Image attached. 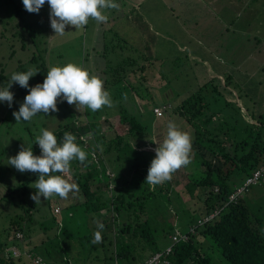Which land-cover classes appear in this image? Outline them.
<instances>
[{
	"label": "trees",
	"instance_id": "trees-1",
	"mask_svg": "<svg viewBox=\"0 0 264 264\" xmlns=\"http://www.w3.org/2000/svg\"><path fill=\"white\" fill-rule=\"evenodd\" d=\"M246 1L247 6L255 2ZM257 9L249 13L255 15L258 13ZM107 22L111 21L107 19L103 22L104 27ZM105 31L108 36L113 35L111 27ZM257 42L260 43L261 40ZM111 46L112 43L107 45ZM148 59L150 57L146 55V60ZM30 62L39 70L36 76L42 82L49 70L45 58L34 53ZM129 62L134 67L132 60ZM125 66L126 72L127 65H114L113 74L116 71L121 75ZM147 66L146 62L135 70L132 69L135 81L148 83L145 75ZM139 72L141 73L138 75ZM227 76L232 81L231 75ZM5 78L6 74L2 69L0 80ZM229 83L225 80L226 87H230ZM207 84H203L173 108L175 115L184 117L195 129L191 138V163L187 165L193 166V171L186 173L188 179L184 183V193L189 199L196 201L202 196L204 212H190L182 201V193L175 187V183L180 184L181 176L177 173L182 167L172 174L170 181L161 185L153 187L145 183L152 162L148 153L152 152L154 156L156 153L154 149L144 148L158 145L141 115L129 111V102H123L117 110L119 124L116 128L121 126L127 131L117 130L111 132V136H107V128L101 120L104 118L103 114L109 116L111 113L84 110V115L77 114L72 122L61 124L52 131L58 143L63 142L65 132L74 134L77 137L75 142L89 153L84 164L73 160L70 162V170L63 174L69 182L78 186L75 199H61L58 196L54 199V196L47 200L44 207L35 201L31 203V186L39 178L38 174L32 172H28L17 186H10L7 193L0 197V202L15 194H19L21 198L18 205L13 203L7 214L0 213L8 221L3 228L0 227V264H32L25 257L26 254L16 258L6 257V249L13 246L21 251L24 249L28 253L40 255L48 262L46 257L54 254V240L48 236L52 229L51 218L57 224L59 236H68V231L72 228L59 221V214L55 213L57 205L61 206L62 211L68 210L71 218L75 217V211L80 210L81 219L76 223L77 227H86L91 254L101 249L109 251L102 259V264H143L161 251L159 237L171 240L170 236L177 229L188 234L189 239L174 245L169 258L175 264H212L216 250L228 264H264V181L246 186L254 172L264 166V112L257 115L248 113L249 119L242 112L239 99H227L228 93L221 92L218 86L209 87ZM229 91L233 95L234 91ZM238 98L241 99V96L238 95ZM160 106L158 103L153 105L154 113ZM163 115L164 113L161 116ZM108 118L110 116L105 117L104 122H110ZM97 145H101L103 151ZM32 151L36 156L41 155V149L35 141ZM93 152L95 159L92 157ZM108 171L114 176L109 177ZM111 183L114 185L112 189ZM258 185L261 192L252 194V189ZM243 186H246L244 191L236 200H231V195ZM174 193L178 194L176 200L172 199ZM164 206L170 212L174 211L177 218L181 215L188 216L186 224H183L186 217L182 218L183 229L168 217L165 218ZM37 212H41V218L37 217ZM213 213V218L203 221ZM97 222L105 225L100 245L91 243L93 234L98 230ZM38 226L46 230L45 239L35 238L40 229ZM191 228H194V233ZM18 232L22 233V238L17 237ZM66 263L70 264L68 261Z\"/></svg>",
	"mask_w": 264,
	"mask_h": 264
},
{
	"label": "rangeland",
	"instance_id": "rangeland-1",
	"mask_svg": "<svg viewBox=\"0 0 264 264\" xmlns=\"http://www.w3.org/2000/svg\"><path fill=\"white\" fill-rule=\"evenodd\" d=\"M0 1V72L3 69L6 74V78L3 81L0 80V87L6 86L14 72H24L35 66L34 63L30 62V58L34 53L45 58L48 69L51 66H64L68 63L82 66L89 72L90 76H98L104 81V88L105 90L107 88L113 103H115L113 107L104 106L99 110L101 113H111L109 115L110 118H108L110 122H104V118L109 117L107 114H103L104 118H101L105 125L104 127L107 128L105 130L107 136H111V132H117V130L121 132L127 131L121 126L116 128L119 124L117 110L120 109V105L123 102H129V111L141 115L140 117L147 124L150 134H153L154 141H158L167 134V124L170 121L174 122L180 130L188 132L192 138L195 129L188 124L184 117L175 115L173 108L178 106L183 99L195 93L205 83H208L209 87L218 86L221 92L228 93L227 99H238V95H240L239 105L242 107V112L247 116L248 113L257 115L264 112V0H258V2L255 0L249 6H247L246 0H207V2L205 0H195L189 5L191 13L187 15L188 17L185 14H180L178 6L173 3L172 7L179 14L180 20L174 15L175 13L172 14L171 7L166 2L158 3V1L149 0V5L154 2L155 7L159 6L158 13H155L151 18L154 27L175 38H178L179 32H181L184 35L183 42H190V44L195 42L192 41L191 37H186L184 29L190 32L200 28L207 29L209 33L207 39H203L204 43L215 45L216 47L219 40L229 42L232 47L231 52L235 56L237 55L239 60L226 58L230 56L229 53L222 54L225 56L222 59L226 61L222 62V64L232 74V81L227 76L229 74L226 73L225 78L227 79H220L213 74L214 72H209L210 67L204 62L188 59L186 53L180 54L177 50V41L169 42L161 37L159 43L155 44L156 49L151 51L153 56L146 60L148 66L145 75L148 78V83L137 82L133 78L132 69L135 70L139 64L146 63L143 58H140V52L135 56L136 61L132 60L135 64L134 67L126 61L128 71L124 72L126 66L122 68L124 77L116 71L113 74V66L117 65L115 59H117L116 56L120 52L117 49L114 51L107 47L105 53V50L102 49L103 45L98 44V42L106 38L109 46L111 45L110 38L112 35L108 36L106 33L103 35L104 33L98 31V29L96 30L98 22L94 19L89 18L88 24L79 29L71 25L66 26L64 35H55L51 28V10L47 0L39 13L26 11L22 0ZM123 1L126 2V0H119L117 4L122 5ZM169 1L167 0V2ZM256 8H258V13L252 15V11H255ZM103 14L107 15V11L103 12ZM119 14L121 15L119 19L122 21L127 18L126 15L129 13L126 11L125 16L124 12ZM218 16H221L222 19L224 18L227 23L226 27L217 22L218 19L216 17ZM192 17L199 19L200 25L198 27L192 23ZM222 30H224L223 34H221ZM259 39L261 40L260 43L257 42ZM95 46H97V49H93ZM127 51L131 53L128 49ZM102 53L107 54V58ZM206 56L209 55L207 54ZM210 60L212 59L210 58ZM212 67L223 69L221 64L215 62L212 63ZM192 70L196 73L194 76L196 81L192 77V73L190 74ZM46 76L47 74L43 76L42 82L39 81L37 76L30 78V87H34L39 82L43 83ZM225 80L230 82V87L225 86ZM108 82L111 83L108 84ZM229 90L234 91L233 95L229 94ZM10 91L14 93L12 106L9 107L6 102H0L1 198L7 193L10 186H17L28 175V172L21 173L9 165L8 158L16 156L22 147H32L33 150V143L36 136L40 135L41 128L53 131L61 124L72 122L77 114L84 115V110L85 112L89 110L84 107L80 112L75 105H69L61 97L57 101L59 111L50 112L49 114L40 113L34 116L31 121L17 123L13 112L19 110L20 105L28 94V89L20 87L19 84H13ZM237 91L238 93H236ZM156 103L161 105L160 107H163V104L168 106V109L163 111V116H157L154 113L153 105ZM156 147L150 145L144 149H155ZM148 156L152 160L155 158L152 152H149ZM192 168L193 166H185L180 169L181 171L177 175L181 176V181L178 185L175 183V187L182 193V201L186 203V207L190 212L200 213L204 212V198L201 196V199L196 201L189 199L184 193V183L188 179L187 174L193 171L191 170ZM33 184L29 198L31 203L34 202L31 196L37 192ZM260 188L259 185L255 186L252 189V194L257 195L261 192ZM56 197L54 199H57ZM69 197L75 199L71 193H69ZM20 198L19 194L4 198L0 202V213L2 212L3 215L7 214L13 203L19 204ZM172 199H178V194L174 193ZM46 203L47 200L41 197L40 206L44 207ZM15 208L19 210L18 207L15 206ZM163 209L166 213L165 218L167 219L168 217L170 221H174V224H178L179 228L183 229L182 218L186 217L183 223L186 224L188 216L181 215L177 218L173 213L174 211L170 212L171 210L167 206H164ZM62 210L56 211L59 214V221H63L72 228L69 229L68 236L65 234L59 236L57 235L59 233L57 224L51 218L52 229L48 236L53 237L54 254L51 257H46L48 262L50 264H67L66 261L70 264H102V259L106 256L105 254H109V251L101 249V251L99 250L100 253L97 251L93 252V255L91 254L90 241H87L86 238V227L83 225L77 227L76 222L81 219L80 210L74 212V218L68 216V210ZM11 214H14V212ZM37 217L41 218V212H37ZM5 219V217L0 215L1 228L8 223ZM89 228L91 227L89 226ZM45 231L44 228H40L35 238L44 237L45 239ZM159 239H161L159 245L161 251H163L171 243V240L164 239V237H159ZM22 250L25 251L24 249ZM214 254L215 258L213 255L212 264H228L219 251L216 250ZM42 255L45 256L44 254ZM25 257L29 258L27 254Z\"/></svg>",
	"mask_w": 264,
	"mask_h": 264
},
{
	"label": "clouds",
	"instance_id": "clouds-1",
	"mask_svg": "<svg viewBox=\"0 0 264 264\" xmlns=\"http://www.w3.org/2000/svg\"><path fill=\"white\" fill-rule=\"evenodd\" d=\"M24 8L29 13H39L46 0H22ZM50 7V23L55 35H64L66 26L76 29L88 24L89 18L96 22H106L108 17L103 14L106 9H118L114 0H47ZM39 70L32 66L24 72H14L6 86L0 87V102L12 106L14 93L10 91L13 84L28 89V94L13 112L17 123L31 121L37 114H49L59 111L58 98L62 97L69 105H75L78 111L87 107L92 112L102 107H113L109 91L104 88V81L98 76L91 75L82 66L68 63L64 66H51L43 83L30 87V78L37 75ZM77 137L65 132L63 142L58 143L56 135L48 129L41 128L35 143L41 149V155L33 154L32 147H22L19 153L8 158V164L21 173L38 174V180L33 184L37 190L31 199L39 204L41 197L46 200L58 196L67 199L69 193L75 195L79 189L75 183L69 182L63 174L70 170V162L78 160L84 164L87 156L75 141ZM156 156L148 169L145 183L155 187L172 179V174L181 167L191 163L192 139L188 132L182 131L174 122L167 124V134L155 142ZM101 151L103 147L97 145ZM135 148V146H134ZM95 159V153H92ZM90 162V161H89ZM57 173H60L59 175ZM105 225L97 222V231L93 234L92 244L103 242L102 231Z\"/></svg>",
	"mask_w": 264,
	"mask_h": 264
},
{
	"label": "crops",
	"instance_id": "crops-1",
	"mask_svg": "<svg viewBox=\"0 0 264 264\" xmlns=\"http://www.w3.org/2000/svg\"><path fill=\"white\" fill-rule=\"evenodd\" d=\"M158 1V3L166 2L170 9L172 10V14H174L179 20L180 16L177 14L172 7L173 3L178 6L179 13L180 14H185L186 17L187 15L191 13L190 6L191 3L195 0H170L167 2V0H155ZM207 2V0H205ZM116 3H119V0H115ZM122 5H119L118 9H106L107 11V17L108 20L111 22H107V26L104 27L103 22L98 23L96 26V30L104 33H107L105 30L111 29L113 30L112 36L110 38L111 43L113 46L108 47L110 49H117L120 54H117V64H120L119 66L122 67L123 65H126V61H130L136 59L135 56L138 53V51H141L142 53L140 54V58H143L146 61V55L151 57L153 56L152 54V49L155 48V44L159 43L160 38H164L166 41H177V50L180 52V54L186 53V57L188 59L192 60H198L204 62L207 66L210 67L209 72L213 73L220 79H224L226 74H230L229 70H226V67L222 64V62H226L222 59L225 56L222 54L229 53L230 56L226 57L228 59H234V60H239L238 56L234 55L232 51L231 44L229 42H224V40H219V42L215 45H208L203 42V39H207L209 31L207 29H195L193 32L188 31L187 29H183L186 32V37L187 38H192V41L195 42L194 44H190V42H183L184 41V35L179 32L178 38L173 37L169 34H166L165 32L161 31L159 28L154 27L152 24V16L154 14L158 13V7H155L154 2H152L151 5H149V0H126V2H122ZM170 3V4H169ZM104 11V12H105ZM126 11L129 13L126 15ZM120 12H124V16L126 15L127 18L120 21L121 15L119 14ZM223 12V11H222ZM168 16V14H167ZM218 19V23L224 25V27L227 26L226 21L224 18L222 19L221 16L216 17ZM215 19V20H216ZM192 23L195 26H199V19L192 17ZM121 24V25H120ZM229 30V27H228ZM224 30L221 31V34H223ZM96 36V35H95ZM94 36V39H95ZM93 39V40H94ZM98 44H102L103 48L107 50V39L104 38V40L99 41ZM116 46H115V45ZM116 47V48H115ZM93 49H97V46L93 47ZM131 51V53L127 51ZM126 51V53H125ZM220 51V52H219ZM102 55L107 58V54ZM146 53V55H144ZM209 56H206V55ZM263 56H264V51H263ZM210 58L212 60H210ZM245 58V57H244ZM221 61V62H220ZM147 62V61H146ZM219 63L223 66V69L220 68H214L212 67V63ZM130 63V62H129ZM142 64H139V66ZM192 73V74H191ZM192 77L195 79V72L192 70L190 72ZM189 74V75H190ZM126 75V74H125ZM190 75V76H191ZM239 99V98H238ZM241 100V99H239Z\"/></svg>",
	"mask_w": 264,
	"mask_h": 264
},
{
	"label": "built area",
	"instance_id": "built-area-1",
	"mask_svg": "<svg viewBox=\"0 0 264 264\" xmlns=\"http://www.w3.org/2000/svg\"><path fill=\"white\" fill-rule=\"evenodd\" d=\"M169 108H170V106H169ZM165 109H168L167 105H163V107H157L155 109V113L158 116H161ZM107 174H108L109 177H113L114 176V174L111 171H108ZM263 181H264V166H262L260 169H257L254 172L253 177H251V178H249L247 180L246 186L249 185V184H258V183L263 182ZM246 186L238 188L235 191V193H233L231 195V200H233V201L236 200L237 196L239 194H241V192L244 191ZM112 188H114V185L111 183L110 184V189H112ZM60 210H61L60 206L56 207L55 208V213H56V211H60ZM214 216H215V213L205 217L203 221L206 222L209 219L213 218ZM176 231L177 232H175L174 234H172L170 236L171 243L169 245H167L166 248L163 251L157 252L153 256L148 258L143 264H175L169 258V255H171L173 253L174 245L176 243H178L179 241H181V240H188L189 239V235L184 233V232H181L180 229H177ZM191 231L194 233L195 232L194 228H191ZM17 237L18 238H22L23 237L22 233L18 232L17 233ZM24 254L28 255V257L31 260L32 264H48V262L42 256L34 255L33 253H28L26 251H21L19 248L15 247V246L9 247L5 251V256L8 257V258H10V257L16 258V257H20V256H22Z\"/></svg>",
	"mask_w": 264,
	"mask_h": 264
}]
</instances>
